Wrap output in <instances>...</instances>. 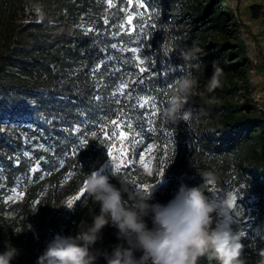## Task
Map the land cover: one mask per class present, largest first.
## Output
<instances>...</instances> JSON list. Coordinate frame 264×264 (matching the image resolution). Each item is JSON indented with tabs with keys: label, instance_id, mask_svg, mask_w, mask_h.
Here are the masks:
<instances>
[{
	"label": "trees",
	"instance_id": "obj_1",
	"mask_svg": "<svg viewBox=\"0 0 264 264\" xmlns=\"http://www.w3.org/2000/svg\"><path fill=\"white\" fill-rule=\"evenodd\" d=\"M113 3L109 8L106 0H0V121L23 124L28 135L38 134L51 144L35 153L39 169L33 171L30 158L6 161L11 145L0 139V191L17 185L23 192L20 200H0V252L10 243L19 253L12 264H36L50 241L76 235L82 221L91 223L98 214L99 205L87 192L64 214L59 204L81 190L87 175L108 159L110 142L100 143L104 122L115 119L120 107L134 125L138 122L143 110L128 107L135 100L119 97L117 105L112 94L121 80L129 74L135 79L139 71L132 52L120 48L139 46L149 71L140 74L144 83L127 91L133 97L151 93L159 112L153 117L157 131L145 130L143 143L130 152L154 141V171L150 175L133 162L117 177L135 191L138 184L155 182L163 168L168 185L150 201L161 204L173 199L181 184H202L203 173L214 174L216 183H229L236 189L238 214H232L230 227L243 234L246 264H258L264 250V119L247 101H239L250 84V59L231 9L226 0H147L150 7L139 16L140 0ZM131 12L137 30L125 34L118 26ZM213 61L223 70L215 89L209 83ZM186 73L198 79L186 106L192 117L179 125L167 123L161 110L170 90L166 95L160 90ZM75 127L90 134L88 146L73 154L79 135L71 131ZM169 140L172 145L166 147ZM105 175L120 187L112 172ZM116 232L106 226L95 247L110 252L121 243ZM95 264L106 261L101 257Z\"/></svg>",
	"mask_w": 264,
	"mask_h": 264
},
{
	"label": "clouds",
	"instance_id": "obj_2",
	"mask_svg": "<svg viewBox=\"0 0 264 264\" xmlns=\"http://www.w3.org/2000/svg\"><path fill=\"white\" fill-rule=\"evenodd\" d=\"M182 56L187 58L188 54L182 53ZM222 74L223 70L213 61L211 88L219 86ZM197 86L198 79L191 73L177 77L161 110V118L174 125L188 121L192 113L186 106ZM111 165L112 175L117 177L115 163L111 161ZM159 173L160 170L156 175L160 183L163 175ZM117 178L119 188L100 171L87 175L85 190L99 205L98 214L93 215L91 223L82 221L76 235L57 236L50 241L36 264H95L101 257L106 264H199L201 259H206L208 264L214 261L215 264H246L245 245L241 242L243 234L233 232L230 227L232 214L238 215L237 197L232 191L206 192L205 184H216L214 174L203 173V183L198 186L181 184L167 204L150 202L159 183L149 190L138 187L130 191L126 181ZM106 226L117 229L116 236L121 241L110 252L95 247L102 240ZM18 254L16 248L6 244L5 250L0 252V264H12ZM259 256L258 264H264V250Z\"/></svg>",
	"mask_w": 264,
	"mask_h": 264
},
{
	"label": "rangeland",
	"instance_id": "obj_3",
	"mask_svg": "<svg viewBox=\"0 0 264 264\" xmlns=\"http://www.w3.org/2000/svg\"><path fill=\"white\" fill-rule=\"evenodd\" d=\"M226 5L231 9L233 13L234 21L236 23L237 35H239L240 39L244 43L245 50L249 59L251 57H257L258 59L257 66L253 71H251L252 67L250 65L248 78L250 84L244 92L246 96L241 97L239 100L240 103L247 101L252 106L250 95L264 88V73L262 72V74H259L261 71L260 68H264V60H260L259 53L261 52H258L259 49H263L261 48V43H264V0H226ZM253 5L256 6H254L253 8ZM253 12L257 14L255 17H253ZM130 14H133V12H131ZM259 60L261 61V63H259ZM22 127L23 124L7 122V120L5 119L1 120L0 139H4V141H7L11 145L10 149H12V152L7 156L6 161L12 159L14 162H16L19 157L24 156L26 158L34 160L35 164L31 168L33 170L37 167V165H39V158H34L35 153L38 151L50 149L51 144L48 139L43 138L42 136H38V134L33 133L28 135L27 131ZM149 148L152 149L151 152L148 151ZM156 151L157 147L154 141L146 142L139 150H137V152H130L132 162L128 165H131L133 162L138 163L141 169L149 174V172L144 168V164L147 163L149 164V167L152 169L151 172L153 173L155 164L154 157ZM111 161V158L108 157V159L100 165L97 171H100L102 174L111 173ZM141 161H143V163ZM1 167L3 166L2 162L0 161V186L2 185ZM159 170H161V168ZM156 182L157 180L153 183H141L138 185H155ZM167 185L168 183L164 170V175L162 176L160 183L155 186L153 193H155L157 190L164 189ZM137 188L138 187L136 186V189ZM207 189L208 193H212L213 191H215L217 194H222L225 191H232L235 193L236 190L229 183H216L215 185H209ZM13 190H15V194ZM19 193H22V195H18ZM80 195L81 190L63 198L59 204L61 214H64V212L67 211V202ZM22 197L23 192L17 185L8 189L5 188L4 190L0 191V200L6 201L7 203L13 202L15 200H20L22 199Z\"/></svg>",
	"mask_w": 264,
	"mask_h": 264
},
{
	"label": "snow or ice",
	"instance_id": "obj_4",
	"mask_svg": "<svg viewBox=\"0 0 264 264\" xmlns=\"http://www.w3.org/2000/svg\"><path fill=\"white\" fill-rule=\"evenodd\" d=\"M107 6L109 8L114 6L113 0H106ZM129 5H131L132 0H128ZM138 7L143 9L142 12H137L136 15L143 16L147 13L148 5L147 0H140ZM133 14H128L124 17L123 22L118 26L119 29L124 30L125 34H130L135 32L136 26L133 25L134 20ZM105 23H108L107 18H105ZM151 28L155 29L156 24H152ZM143 26H141L140 31H143ZM91 31V30H89ZM112 47L115 49L118 47L117 44H113ZM146 47H151V45H147ZM120 51H130L132 52L131 62L135 68L139 71L136 74V78L134 79L132 74H129L128 77L121 80L120 83L116 86L115 91L113 92L114 102L117 105L121 104L119 97H124L126 100H135L134 104H129L128 107L133 111L135 109H142L143 111L140 113V117L138 122L134 125L132 122V117L130 115H125V108L120 107L117 110L116 118L109 119L103 124V139L100 142L103 144L105 141L110 142V146L107 148V155L111 158V160L115 163V172L116 174H120L122 170L127 169L128 164L132 162L130 157V150L132 146L139 145L143 143V134L146 131L155 132L157 129L154 126V119L159 112V106L157 105L156 97L151 93H145L144 95H136L133 97L130 91H127L130 86H133L135 83H144L146 77L140 75L142 73H147L149 71L148 67L145 64V59L143 58V54L141 53V49L139 46L136 48H126L121 47ZM99 68V65L97 66ZM119 71V69H117ZM172 83H166V87L161 88L162 94H167V92L171 89ZM155 91V89H153ZM87 123V122H86ZM73 133L79 134L77 136L78 143L73 148V154H76L78 151L80 152L82 149H85L88 146L87 136L90 134L86 128L83 127H75L71 130ZM94 134V133H91ZM166 135L171 136V133H165ZM172 145V141L169 140L166 147ZM149 152L152 151L151 148L148 149ZM115 153V154H114ZM27 154V153H26ZM143 163V161H141ZM61 163H63L61 161ZM144 168L149 173L152 169L149 167V164L145 163ZM39 169V165L33 169V171H37ZM160 175H164V169L161 168ZM156 183H159L157 181ZM154 185H137V187H142L144 190H149ZM14 194H15V190ZM86 193L85 186L81 189V195ZM18 195H22L19 193ZM81 196H76L72 200L67 202L68 208H72L74 201L80 200Z\"/></svg>",
	"mask_w": 264,
	"mask_h": 264
},
{
	"label": "built area",
	"instance_id": "obj_5",
	"mask_svg": "<svg viewBox=\"0 0 264 264\" xmlns=\"http://www.w3.org/2000/svg\"><path fill=\"white\" fill-rule=\"evenodd\" d=\"M258 59L257 57H251L250 58V65H251V71L255 69L257 66ZM264 82V79H263ZM251 103L253 108L256 110L258 115L264 119V88L259 90L258 92H254L250 95Z\"/></svg>",
	"mask_w": 264,
	"mask_h": 264
},
{
	"label": "crops",
	"instance_id": "obj_6",
	"mask_svg": "<svg viewBox=\"0 0 264 264\" xmlns=\"http://www.w3.org/2000/svg\"><path fill=\"white\" fill-rule=\"evenodd\" d=\"M261 48H263V49H259V51H258V52H261V53H259V57H260V60H262V59L264 60V43H261ZM262 54H263V57H262ZM260 60H259V63H261ZM263 67H264V64H263ZM260 69H261V71L259 74H262V72L264 73V70H263L264 68H260Z\"/></svg>",
	"mask_w": 264,
	"mask_h": 264
}]
</instances>
